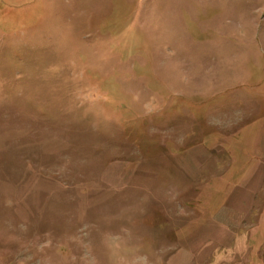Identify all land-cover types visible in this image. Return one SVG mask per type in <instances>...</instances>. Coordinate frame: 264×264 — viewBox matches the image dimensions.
Returning <instances> with one entry per match:
<instances>
[{"label": "rangeland", "instance_id": "1", "mask_svg": "<svg viewBox=\"0 0 264 264\" xmlns=\"http://www.w3.org/2000/svg\"><path fill=\"white\" fill-rule=\"evenodd\" d=\"M0 264H264V0H0Z\"/></svg>", "mask_w": 264, "mask_h": 264}]
</instances>
